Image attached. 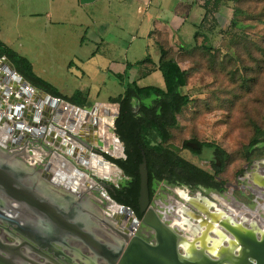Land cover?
<instances>
[{
	"label": "flooded vegetation",
	"instance_id": "1",
	"mask_svg": "<svg viewBox=\"0 0 264 264\" xmlns=\"http://www.w3.org/2000/svg\"><path fill=\"white\" fill-rule=\"evenodd\" d=\"M4 77L12 94L0 117V264H123L135 240L175 247L178 264H255L250 248L264 247V161L241 175L238 195L225 193L216 178L187 179L180 171L178 180H165L174 194L164 204L155 200V180L140 204L116 164L122 159H113L91 125L68 129L74 109L50 107L32 87V98L20 97L28 88ZM112 169L123 177L111 180Z\"/></svg>",
	"mask_w": 264,
	"mask_h": 264
},
{
	"label": "crops",
	"instance_id": "2",
	"mask_svg": "<svg viewBox=\"0 0 264 264\" xmlns=\"http://www.w3.org/2000/svg\"><path fill=\"white\" fill-rule=\"evenodd\" d=\"M232 7L231 0H222L212 23L198 0H0V35L2 25L11 26L19 44L0 41L61 97L79 93L96 105L94 97L107 87H140L144 77L160 73L161 50L181 55L216 40L218 27L230 25ZM32 24L37 45L21 52L22 27Z\"/></svg>",
	"mask_w": 264,
	"mask_h": 264
},
{
	"label": "rangeland",
	"instance_id": "3",
	"mask_svg": "<svg viewBox=\"0 0 264 264\" xmlns=\"http://www.w3.org/2000/svg\"><path fill=\"white\" fill-rule=\"evenodd\" d=\"M236 7L242 11L237 15L236 31L230 32L226 22L218 27L216 40L206 43V47H210L209 52L195 49L190 50L191 54L188 56L176 58L180 68L186 72L187 84L182 93L189 97L190 102L176 116L177 123L170 130L169 141V145L178 149V155L182 159L215 176L224 187V192L234 195L239 193L241 175L247 171L256 172L251 169L252 166L264 161V142L251 151L247 148L256 135V129L264 132V0H239ZM22 28L20 45L23 47L19 50H32V45H37V24ZM222 29L226 31L223 32ZM13 32V27L2 25L0 38H9L19 44ZM226 32H230V35ZM29 37L32 38L31 41ZM116 85L114 89L107 87L102 90L98 98L94 97L97 105L86 106L81 109L82 112L94 113L99 104L110 105L107 95L124 93L118 82ZM150 86L163 88L160 73L146 76L140 83V87ZM61 108H58L60 114ZM112 110L113 116L108 115L106 122H112L108 132L116 138L114 120L118 115V108ZM96 135L98 136V132ZM190 141L213 144L224 151L226 157L223 164L219 163L220 174L216 175L212 167L215 158L211 150L203 149L201 155L196 156L183 149L182 144ZM101 144L108 152H113V146L106 145L103 141ZM118 146L121 153L117 156L123 159V147L119 141ZM117 156L112 157L116 159ZM259 167L264 170V165L259 164ZM122 177L119 171H114L109 176L114 181ZM163 182L155 183V200L158 204H164L174 194L172 187L166 181ZM243 185L252 187L247 182H243Z\"/></svg>",
	"mask_w": 264,
	"mask_h": 264
},
{
	"label": "trees",
	"instance_id": "4",
	"mask_svg": "<svg viewBox=\"0 0 264 264\" xmlns=\"http://www.w3.org/2000/svg\"><path fill=\"white\" fill-rule=\"evenodd\" d=\"M222 0H198V3L206 12V17L215 22L216 14ZM239 0H231L233 5V18L230 21L229 30L236 31L238 28L237 15L242 11L237 9ZM207 23V20L205 21ZM209 24V23H208ZM230 32H226L230 35ZM239 32V31H238ZM200 49L209 52L210 47L205 44L196 45L192 50ZM191 52L181 55H168L164 50L160 52L157 70L160 72L164 88L139 87L136 83L127 84L124 93L117 98L110 99L109 104L118 107V115L114 120V135L123 147L125 158L116 161L126 177L132 179V191L129 195L137 198L139 195L138 167L141 163V153H144L147 165L148 180L173 181L178 180L179 172H184L186 178L200 179L210 182L215 176L202 171L198 167L185 161L178 155V149L169 145L171 138L170 130L176 126V116L186 107L190 99L182 93L186 87L187 77L176 58L188 56ZM6 59L14 68L17 76L21 77L32 88L42 91L52 98L69 101L77 107H86L90 104L79 93L72 98L61 97L52 87L38 79L33 73L30 62L19 56L0 41V59ZM146 58L139 64L149 62ZM199 146L198 151H192L182 144L183 149L189 150L193 155H201L203 149L211 150L216 157L212 167L216 175L221 169L217 162L223 164L226 154L213 144L190 141ZM264 142V132L256 129V135L248 143L251 151L255 146Z\"/></svg>",
	"mask_w": 264,
	"mask_h": 264
},
{
	"label": "water",
	"instance_id": "5",
	"mask_svg": "<svg viewBox=\"0 0 264 264\" xmlns=\"http://www.w3.org/2000/svg\"><path fill=\"white\" fill-rule=\"evenodd\" d=\"M7 70L12 75H16L14 72L13 66L6 60V59H0V73L1 71ZM18 78V77H17ZM19 82L23 87H27L28 89L25 91L24 95H19L20 97H24L27 100L33 97L32 94V88L29 87V85L23 81L22 79L18 78ZM11 87L9 85V81L6 77H0V117L2 116V112L4 109L1 106V103L6 102L8 98L11 96ZM34 97H40L42 99H45L47 103H51L52 105H61L63 107H67L68 111L71 109H76L74 107H68L62 100L52 98L51 96L45 94L42 91H37L34 95ZM37 105V103H36ZM99 107L101 108L99 110V115L95 119L89 120L87 119L89 123L91 122V129L95 132V134L98 132V122L100 117H107L109 115L108 108H117L118 106L115 104L110 105H102L99 104ZM39 108V105H37V109ZM78 111V109H76ZM96 111V110H95ZM93 112V111H92ZM35 119L37 120V114L38 111L34 112ZM11 118V117H10ZM55 122H57V118L55 119ZM64 121H60V123H63ZM29 125L24 127V132H28ZM68 129L70 131H74L77 133L78 127L75 129L73 125V121H71V124L68 126ZM75 129V130H74ZM25 133V134H26ZM70 134L69 132H67ZM186 147L192 151H198L199 146L193 142H187ZM141 163L138 167V176H139V202L140 204H146L148 201V173H147V165H146V159L144 156V153H141ZM105 165L108 167L111 165L108 161L103 160L102 161ZM217 166H219V163L217 162ZM144 224H147L146 221H144ZM158 227L155 229L158 230L160 233L163 234V229L159 223H156ZM134 246L129 245L127 247V252L124 254L122 258L123 264H178L177 258V250L175 247H171L169 249H150L145 244H143L140 240L134 241ZM250 258L255 261V264H264V247L261 246H254L253 248H250Z\"/></svg>",
	"mask_w": 264,
	"mask_h": 264
},
{
	"label": "bare ground",
	"instance_id": "6",
	"mask_svg": "<svg viewBox=\"0 0 264 264\" xmlns=\"http://www.w3.org/2000/svg\"><path fill=\"white\" fill-rule=\"evenodd\" d=\"M4 74L7 73L9 74V76L11 77L10 81L12 82V74L10 72H8L6 69L3 71ZM4 74L0 73V77H4ZM14 76V75H13ZM19 79L17 78V76L15 75V82L18 83ZM10 82V83H11ZM48 104V103H47ZM51 105V104H50ZM52 108H54L55 106H50ZM45 108L49 109V105L45 106ZM101 108H98L96 110V112L94 113H87V112H82V111H76V110H72L70 111V115L67 116V119L71 121H73V125H74V128L76 129L78 126H83V125H91V122H87L85 119L88 117L89 120H92V119H95L96 117H98L99 115V110ZM112 109H115V108H108V113H109V116L112 117L113 116V113L114 111ZM43 110V109H42ZM49 112V111H48ZM57 114V113H56ZM108 116V117H109ZM61 118V117H60ZM58 121V120H57ZM67 123V122H66ZM62 126V125H61ZM85 126H83L85 128ZM98 136L100 138L101 141L105 142L106 145L110 144L111 146H113L114 150L113 152L110 153L114 156V155H118L120 152V148L118 146V140H116V138H114L113 136H111L108 132L109 128L112 126V122H106V117H102L99 119V122H98ZM74 129V130H75ZM72 132V131H71ZM78 132V131H77ZM76 135V134H75ZM115 157V156H114ZM107 166V165H106ZM113 170V169H112ZM114 171L116 170H113L112 174H114ZM117 175V174H116ZM187 252L189 254L190 257H194V254H193V248L189 247V249H187Z\"/></svg>",
	"mask_w": 264,
	"mask_h": 264
}]
</instances>
